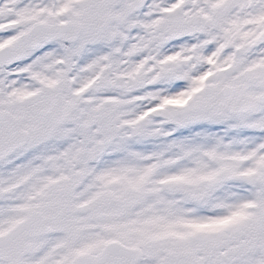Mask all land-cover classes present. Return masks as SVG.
I'll return each instance as SVG.
<instances>
[{
    "label": "snow or ice",
    "instance_id": "snow-or-ice-1",
    "mask_svg": "<svg viewBox=\"0 0 264 264\" xmlns=\"http://www.w3.org/2000/svg\"><path fill=\"white\" fill-rule=\"evenodd\" d=\"M0 264H264V0H0Z\"/></svg>",
    "mask_w": 264,
    "mask_h": 264
}]
</instances>
